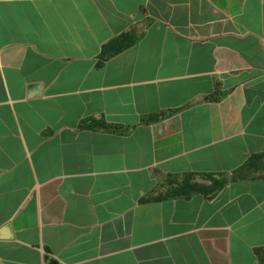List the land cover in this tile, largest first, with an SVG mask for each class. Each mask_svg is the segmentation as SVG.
<instances>
[{"label": "crops", "instance_id": "0c3cea01", "mask_svg": "<svg viewBox=\"0 0 264 264\" xmlns=\"http://www.w3.org/2000/svg\"><path fill=\"white\" fill-rule=\"evenodd\" d=\"M257 249L264 0H0V264H259Z\"/></svg>", "mask_w": 264, "mask_h": 264}, {"label": "trees", "instance_id": "16d2710c", "mask_svg": "<svg viewBox=\"0 0 264 264\" xmlns=\"http://www.w3.org/2000/svg\"><path fill=\"white\" fill-rule=\"evenodd\" d=\"M134 43V38L131 36L123 35L116 38L102 47V54L104 57H108L112 54L119 52L120 50L129 47ZM225 180H213L212 183L205 187L199 184H189L187 185L186 191L188 192H202L208 196L213 195V193L222 187ZM256 254L258 256L259 264H264V249H257Z\"/></svg>", "mask_w": 264, "mask_h": 264}, {"label": "water", "instance_id": "95a60500", "mask_svg": "<svg viewBox=\"0 0 264 264\" xmlns=\"http://www.w3.org/2000/svg\"><path fill=\"white\" fill-rule=\"evenodd\" d=\"M31 88L35 90V92H34L33 94H35V95H39V85H32ZM45 262H46L47 264H56L55 261H53V260L51 261V259L48 258V257H45Z\"/></svg>", "mask_w": 264, "mask_h": 264}]
</instances>
